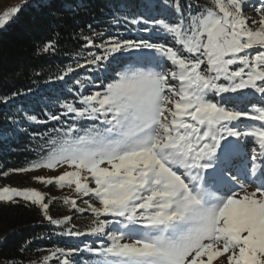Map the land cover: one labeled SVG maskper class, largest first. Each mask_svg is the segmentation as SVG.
<instances>
[{"label":"snow or ice","instance_id":"snow-or-ice-1","mask_svg":"<svg viewBox=\"0 0 264 264\" xmlns=\"http://www.w3.org/2000/svg\"><path fill=\"white\" fill-rule=\"evenodd\" d=\"M166 6L177 21L125 18L146 36L101 43L93 36L103 33L83 37L85 62L68 65L57 79L78 68L93 75L77 74L78 99L48 115L62 127L53 128L47 149L9 170L65 169L33 180L75 198L3 186L0 203L36 207L65 236L96 237L99 246L84 249L85 264H264V0L190 3L187 16L176 0ZM249 8L252 17L244 14ZM19 11L4 13L0 27ZM53 50L51 42L43 48ZM94 76L100 90L84 94ZM62 117L73 123L63 127ZM242 145L251 147L248 163ZM54 201L90 213L88 229L75 230L72 215L53 218ZM76 254L83 252L55 248L41 264H80Z\"/></svg>","mask_w":264,"mask_h":264},{"label":"trees","instance_id":"trees-1","mask_svg":"<svg viewBox=\"0 0 264 264\" xmlns=\"http://www.w3.org/2000/svg\"><path fill=\"white\" fill-rule=\"evenodd\" d=\"M172 0H25L14 18L0 29V98L8 97L7 104L0 103V185L15 187L28 186V178L23 173L9 170L20 169L38 159L41 148L47 149L45 141L55 136L53 128H61L57 121L48 115H59L65 102H75L79 78L92 76L87 68L77 69L59 80L68 65L77 60L84 63L88 49L84 47L83 37L93 32L103 33L96 43L110 38L135 39L147 33L139 31V25L127 23L133 17L143 19L178 20V15L167 4ZM189 13V4L208 6L209 0H176ZM120 23H114V20ZM54 50L45 53L48 43ZM162 42V41H161ZM93 52L97 49H91ZM97 76L99 74H96ZM94 78L87 85L84 94L95 88L100 90L101 80ZM103 82H107L106 80ZM71 88L73 91L69 92ZM16 93L15 96L12 94ZM35 116L38 121L31 122L26 116ZM63 127L73 123L62 117ZM50 215L61 219L67 216L64 207L50 205ZM71 226V225H70ZM75 230H78L75 228ZM82 231V230H79ZM63 229L50 225L43 219L36 207L0 203V264L15 259L17 264H41L43 257L55 248H79L83 255L73 258L85 264L89 253L85 247L93 246L92 236L69 237L62 234ZM98 243L96 242V246ZM30 251L21 253L22 247ZM50 264H56L52 260Z\"/></svg>","mask_w":264,"mask_h":264},{"label":"rangeland","instance_id":"rangeland-1","mask_svg":"<svg viewBox=\"0 0 264 264\" xmlns=\"http://www.w3.org/2000/svg\"><path fill=\"white\" fill-rule=\"evenodd\" d=\"M23 2H25V0H0V17H3L4 13H6V12H11L13 8H17V7L20 8V5H22ZM257 2H258V0H248L249 5L257 3ZM244 14L246 16H249V17H252L255 15V13L250 8L248 10H246ZM14 16H15V14L11 17L9 22L14 18ZM7 24L0 27V29L5 28ZM96 90H99V89L95 88L92 91H96ZM245 91H248V90H245ZM233 95H235V94H233ZM81 123L84 126H89V125H91L92 122L91 121H83ZM252 123L258 124L259 122H252ZM251 155H252L251 147L249 146V147L245 148L242 145L241 146V158H243L244 161L246 163H248V162H250ZM64 170L65 169H59L57 171H49L46 169H40L38 171L23 173L28 178V182H29L28 186H26V187L10 186V187H14V188H18V189H25V188L36 189V190H39V191L45 193L48 198H51V197L62 198L65 195H72L75 198V194L67 188L59 189V188L55 187L54 185L45 186V185L40 184V183L36 182L35 180H33V177H36V176L54 177ZM4 186H8V185H4ZM0 187H3V186L0 185ZM248 190L252 191L253 189L250 187ZM85 199H87V198H85ZM77 203L79 206L84 207V205L81 204L79 199H77ZM56 205H58L59 207H64V210L67 212V216H69V215L73 216V224L75 225L76 229L82 230V231H86L88 229V227L90 226V223H91V214L90 213L80 214V213L70 212V211H68L66 206H64L62 203H59L57 201H56ZM94 239L96 240V242L98 243L97 245L99 246L100 241L97 240L96 237ZM214 264H217V262H214Z\"/></svg>","mask_w":264,"mask_h":264}]
</instances>
